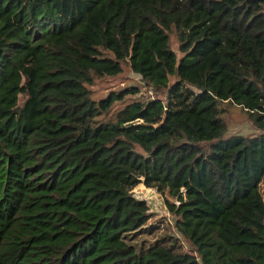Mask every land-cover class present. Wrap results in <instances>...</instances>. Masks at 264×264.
Instances as JSON below:
<instances>
[{"label": "trees", "instance_id": "trees-1", "mask_svg": "<svg viewBox=\"0 0 264 264\" xmlns=\"http://www.w3.org/2000/svg\"><path fill=\"white\" fill-rule=\"evenodd\" d=\"M123 65L164 99L93 100ZM263 177L264 0H0V264H264Z\"/></svg>", "mask_w": 264, "mask_h": 264}, {"label": "rangeland", "instance_id": "rangeland-1", "mask_svg": "<svg viewBox=\"0 0 264 264\" xmlns=\"http://www.w3.org/2000/svg\"><path fill=\"white\" fill-rule=\"evenodd\" d=\"M170 49L175 53L176 58L181 57L177 51V43L173 36L169 39ZM136 88L138 94L131 97L125 98V103L131 101L144 102L150 98L156 97L159 100L164 99V93H155L151 89L147 88L145 84L140 80V78L132 74L127 66H122V71L120 75L114 78H103L96 80L92 87L89 88L91 98L95 101L104 98L109 92H116L125 88ZM156 95V96H155ZM122 104H117L114 106L113 110L118 109ZM222 109V119L225 123L226 137L240 135L243 137H250L257 133L255 128L250 124L247 116L238 108L232 106H221ZM259 193L264 202V177L258 185ZM133 196L136 199L142 200L148 207L149 221L146 225H150L152 228L151 233L144 234L143 236L136 237L134 239V244L139 247L141 245L146 248V246L152 244L155 241H166L168 238L174 237L173 230V219L167 213L163 198L156 194L153 190H147L142 185L137 186L132 191ZM169 200V199H168ZM179 251L189 252V248L184 243L182 239H178Z\"/></svg>", "mask_w": 264, "mask_h": 264}, {"label": "built area", "instance_id": "built-area-1", "mask_svg": "<svg viewBox=\"0 0 264 264\" xmlns=\"http://www.w3.org/2000/svg\"><path fill=\"white\" fill-rule=\"evenodd\" d=\"M153 98H150L149 100H152Z\"/></svg>", "mask_w": 264, "mask_h": 264}]
</instances>
